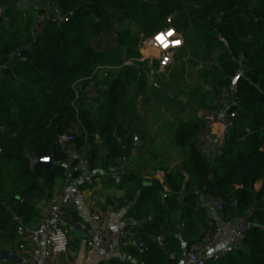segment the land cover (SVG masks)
<instances>
[{"label":"trees","instance_id":"obj_1","mask_svg":"<svg viewBox=\"0 0 264 264\" xmlns=\"http://www.w3.org/2000/svg\"><path fill=\"white\" fill-rule=\"evenodd\" d=\"M48 1L67 20L46 22L34 37L42 4L38 1L35 19L14 26L15 15L7 16L0 0V228L15 226L12 214L36 213L39 201L51 200L67 178L80 174L75 162L70 171L66 168L68 155L58 146L59 135L72 134L74 149L86 158L92 177L119 169L132 149L139 150L135 133L160 119L139 117L135 102H153L145 111L154 113V107L172 100L158 89L163 87L148 83L147 63L124 65L137 58L138 40L123 23L132 21L145 39L170 18L185 42L192 34L205 53L215 54L212 64L196 71L203 84L178 91L187 96L183 107L215 110L225 92L234 118L221 154L209 159L195 142L204 123L171 114L169 120H181L169 138L178 163L158 168L159 175L151 179L136 170L121 172L118 187L129 205L125 218L144 221L133 227L144 249L126 248L136 263L130 258L110 259L109 264H181L185 247L215 225L202 196L221 203L224 221L244 217L249 226L239 247L217 260L192 264H264V0ZM99 66L101 74L95 72ZM90 83L95 94L88 97ZM172 85L169 79L166 88ZM165 124L157 133L166 131ZM141 163L134 166L142 168ZM256 182H261L258 190ZM162 193L167 195L162 198ZM65 216L71 225L78 221L66 210ZM180 224L181 239L176 237Z\"/></svg>","mask_w":264,"mask_h":264},{"label":"built area","instance_id":"obj_2","mask_svg":"<svg viewBox=\"0 0 264 264\" xmlns=\"http://www.w3.org/2000/svg\"><path fill=\"white\" fill-rule=\"evenodd\" d=\"M42 4V13L38 15L36 24L31 31L32 36L37 37L42 34L46 22H61L67 20V16L62 15L60 9L48 0H38ZM2 8L0 7V14ZM172 35L169 36L168 33ZM163 34L167 43V47L161 45L156 37ZM179 41V44H174ZM184 46V37L182 32L177 30L172 24L171 19L167 18L166 25L154 33L152 36L142 40L141 57L124 62V65H136L140 62L154 64V70H149L147 80L154 73H164L174 63L175 55ZM149 62V63H148ZM137 63V64H136ZM97 74L103 72L102 67L96 69ZM152 84L151 81L148 82ZM95 94L92 83L86 88L88 97ZM186 102V101H185ZM229 100L225 92L218 103L215 110H201L197 117L204 123V128L197 132L195 136L196 146L201 154L212 159L215 155L221 154V145L225 134L232 126L234 112L230 110ZM73 136L70 133H64L58 136V146L67 155L68 159L65 163L66 168L70 171V165L75 162V169L80 171L76 178H67L63 189L57 193L51 200L45 210V213L39 218L37 224L29 231V245L19 244L18 248L25 257L20 264H69L63 258V254L67 250L68 240L66 235L65 209L64 199L66 195L67 185L71 183L90 184L92 182V174L89 170L87 160L74 149ZM151 150V148H149ZM1 153V148H0ZM157 175L159 173L157 172ZM112 179L119 183L120 177L116 174L112 175ZM215 211V225L200 240L188 244L184 249V260L187 263H197L205 258L217 260L227 253L233 251L242 244L245 231L249 224L244 217H238L233 223L232 235L230 242L225 245L217 246L223 232L224 219L221 214V203L219 201L209 200ZM21 202V200H20ZM91 219L96 223V227H89L81 222H75L72 226H76L86 232L88 245H92L96 236L100 238L98 249L101 253H105L111 243H115L121 249L126 250L128 246L135 245L140 249H144L142 242H136L133 227L135 223L131 222L128 226L112 231L108 227L107 219L97 212L91 214ZM129 256V254L127 253ZM142 264V262L140 263Z\"/></svg>","mask_w":264,"mask_h":264},{"label":"crops","instance_id":"obj_3","mask_svg":"<svg viewBox=\"0 0 264 264\" xmlns=\"http://www.w3.org/2000/svg\"><path fill=\"white\" fill-rule=\"evenodd\" d=\"M17 7L20 9L30 10L31 17L35 19V14L39 7L38 0H19ZM153 104V102H151ZM186 121L187 119L182 118ZM169 121V122H168ZM160 122V121H159ZM166 122L170 123L171 120ZM152 122L146 125L145 129H139L135 134L139 139L135 138V143L140 146L136 152L131 150V158L120 165L119 169L106 173L104 171L93 173V179L90 184H75L71 183L67 185L66 195L64 199V208L66 212L72 218H76L78 222H81L89 227H96V223L92 221L91 214L97 212L107 219L108 227L112 231H118L119 229L128 226L131 223L130 220L125 218V212L129 208L127 201L123 198L124 189L119 188L118 184L112 179V175L116 174L120 177L121 172L127 170H136L140 175L145 178L151 179L157 177L158 168L166 166L172 167L179 161L178 152L174 149L165 147H157V143L166 138V131L157 133V130L146 132L145 130L150 128H158L157 123ZM170 137V136H169ZM136 139L138 141H136ZM151 148V150H149ZM153 148V149H152ZM141 160L143 164L142 168L134 166L135 162ZM161 175V174H160ZM185 180L188 178V174L184 173ZM159 179L162 178L159 176ZM147 182V181H146ZM145 183V182H144ZM149 183V182H148ZM150 184V183H149ZM261 182H256L254 187L259 189ZM202 206L208 212L209 218L215 217V211L213 205L204 196L201 197ZM20 202V201H19ZM49 205V201L41 200L36 205V213L19 215L12 214L13 220L16 221L15 226H5L0 228L3 236L0 238V248L11 252L17 259L14 262L0 261V264H20L24 260L23 254L20 252L18 245L23 243L27 246L28 234L33 227L36 226L39 218L45 213L46 208ZM11 205H7V209H10ZM233 221L225 220L223 226V232L220 237L219 243L216 247L228 244L231 239ZM71 224H66V235L68 240V246L66 252L63 254V258L69 262V264H109L110 259L127 260L131 256L127 255L126 250L121 249L115 243H111L105 253H101L98 249L100 238L96 236L92 245H88L86 238L78 237L76 234L70 231ZM181 224L176 225V237L181 239L179 230ZM186 241L182 244L185 245ZM136 259L131 258V261ZM181 264H188L185 260Z\"/></svg>","mask_w":264,"mask_h":264},{"label":"rangeland","instance_id":"obj_4","mask_svg":"<svg viewBox=\"0 0 264 264\" xmlns=\"http://www.w3.org/2000/svg\"><path fill=\"white\" fill-rule=\"evenodd\" d=\"M19 0H4V4H3V9L4 10H9L8 11V15L9 17L15 15V21L13 22V25L17 26L18 24H21V20L22 19H26L31 17L30 14V10H25V9H18L17 4H18ZM2 9V10H3ZM1 10V12H2ZM16 11V13H15ZM1 15V14H0ZM7 16H5V18H8ZM34 18V17H33ZM34 25V24H33ZM32 25V26H33ZM124 26V30H130V34L131 36H135L136 39L138 40V44H137V56L136 57H141V53H142V34L141 29L139 27H137L136 25H134V23L132 21H125L123 23ZM184 37V35H183ZM185 38V37H184ZM189 38V42H185L184 41V46L180 49V51H178L175 55L174 58V63L172 64V66L165 71L164 73H154L150 76L149 80H147L148 82L151 81L154 84H157L159 86H161L162 89L158 88L159 90H163L165 92V94L169 97H171L170 99L172 101L170 102H166L165 106H161V108H157L154 107L153 110L154 113L151 112V106L152 103L150 102L149 105H143L141 103L140 98H138V100L135 102V106L137 105L136 108H138L141 112H139V117L140 115H147V117L153 118L154 117L159 120L160 122L157 125V127L161 126V124H165V122L167 120H169V118H171V114L173 116H177L179 118H194L197 117L199 111H193L192 109H190L189 107H183L187 101V96L186 95H182V94H178V91L180 90H185L186 91V87H194L196 83L198 84H203L202 80L198 79V74H197V69L201 68L202 66H205L207 64H212L214 62V57L215 54H209V53H205V51L203 50V46L201 45L200 42H198L196 40V38H194V36L192 34L188 35ZM112 44L115 45V43L113 42ZM128 61V60H127ZM149 63V62H148ZM151 67V70H154V64L149 63L148 67ZM155 71V70H154ZM169 79H171L173 85L171 86V89L166 88V85L169 83ZM148 105V106H147ZM144 107V108H143ZM147 107H149L150 109L147 110ZM166 107V108H165ZM201 114V113H199ZM175 118V117H174ZM179 118H175L173 121H171L170 123H166L164 128L166 130V138H170L173 132V128L179 123L181 122V120ZM149 123V122H148ZM153 125V124H152ZM153 130H157V128L155 129L153 127ZM170 136V137H169ZM169 140L168 139H163L161 142L157 143V147H165L166 149L169 148ZM170 149V148H169Z\"/></svg>","mask_w":264,"mask_h":264},{"label":"water","instance_id":"obj_5","mask_svg":"<svg viewBox=\"0 0 264 264\" xmlns=\"http://www.w3.org/2000/svg\"><path fill=\"white\" fill-rule=\"evenodd\" d=\"M225 45L227 46L226 43H225ZM239 75L237 77H235L232 81V84H231L232 90H234L236 87V81H237V78L239 77ZM136 141H138V140L136 139ZM47 160H50V159H47ZM148 184H149L148 182L144 183V185H148ZM166 195H167L166 193L161 194L162 198H164ZM143 222H144L143 220H139V221H136L135 224L137 226H140V225H142ZM70 231L72 233L76 234L78 237L86 238V232L84 230L76 227V226H71ZM16 259L17 258L11 252L0 248V261L1 262H3V261L14 262V261H17ZM132 262L135 263V260H132Z\"/></svg>","mask_w":264,"mask_h":264},{"label":"snow or ice","instance_id":"obj_6","mask_svg":"<svg viewBox=\"0 0 264 264\" xmlns=\"http://www.w3.org/2000/svg\"><path fill=\"white\" fill-rule=\"evenodd\" d=\"M168 35L171 36L172 33L169 32ZM156 39H157V41H158L161 45L167 47V43H166V41H165V39H164V35H163V34H158L157 37H156ZM173 43H174V44H179L180 42H179V41H174Z\"/></svg>","mask_w":264,"mask_h":264}]
</instances>
